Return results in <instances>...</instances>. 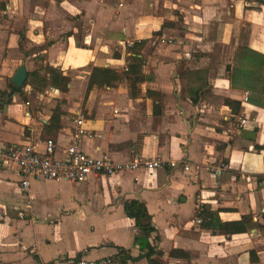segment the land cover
I'll list each match as a JSON object with an SVG mask.
<instances>
[{"label":"crops","instance_id":"crops-1","mask_svg":"<svg viewBox=\"0 0 264 264\" xmlns=\"http://www.w3.org/2000/svg\"><path fill=\"white\" fill-rule=\"evenodd\" d=\"M0 6V150L48 137L45 125L61 102L60 128L49 135L61 148L81 115L91 134L81 142L88 155L200 165L196 177L164 166L77 185L33 181L27 193L0 167V264L81 256L149 264L123 211L128 200L142 202L151 217L157 264H264V0H0ZM131 48L142 57L145 78L135 95L123 81L84 98L90 69L124 72ZM20 66L46 78L45 68L59 71L67 92H37L26 82L13 92L8 84ZM182 71L206 83L194 105L181 89ZM224 99L238 103L236 113ZM220 164L225 169L217 175ZM197 206L221 223L249 215L254 226L212 234L195 222ZM174 250L188 257L171 256Z\"/></svg>","mask_w":264,"mask_h":264},{"label":"built area","instance_id":"built-area-1","mask_svg":"<svg viewBox=\"0 0 264 264\" xmlns=\"http://www.w3.org/2000/svg\"><path fill=\"white\" fill-rule=\"evenodd\" d=\"M130 47V42H125ZM126 70V69H125ZM244 121L239 120V125ZM84 138H91V134L85 128V120L77 115L74 120V129L69 143L61 148L58 141L53 138L29 140L22 145L0 150V167L8 168L18 180L19 190L27 193L33 181H51L56 183L83 184L91 179L100 177H112L121 173L145 172L152 174L164 166L169 168L181 167L183 172L192 174L195 177L200 170L199 164L176 161H164L159 157L144 158L135 155L131 159L118 162L102 153L99 156H91L81 149V142ZM225 169L220 164L214 169L215 174L220 175ZM201 211L197 206V214ZM197 224L200 219L195 220ZM55 264H117L112 258L97 260L86 259L81 256L76 259L66 260Z\"/></svg>","mask_w":264,"mask_h":264},{"label":"trees","instance_id":"trees-1","mask_svg":"<svg viewBox=\"0 0 264 264\" xmlns=\"http://www.w3.org/2000/svg\"><path fill=\"white\" fill-rule=\"evenodd\" d=\"M3 6H0L2 9ZM134 48V47H133ZM131 48V55L129 62L126 66V70L122 73L117 72L110 68H96L90 69L88 81L85 90V97L93 89H105L110 88L115 83H122L126 81L129 84V88L133 95L137 92V86L141 84L145 78L141 74V67L143 65L142 57L139 52ZM45 74H48V78L45 75H41L40 72L34 71L27 74L26 83L36 90L37 92H43L46 87L57 89L62 93L67 92L68 79L64 77L59 71L52 68H45ZM198 84H195L197 83ZM181 89L189 101L194 105L199 101V94L206 88V83H200V77L195 78L187 71H182L180 74ZM8 88L13 92H20V89L8 84ZM146 97L160 101L158 93L146 90ZM223 103L229 107L233 113L237 112L238 103H235L229 99H224ZM63 112L61 111V102L53 109L52 115L45 125V133L49 136L50 132L57 131L60 128L59 120ZM123 211L128 219L133 223V226L138 231V236L134 238V243L138 245L141 251V258H146L149 264H157L152 257L160 254L155 252L154 248L150 246L149 237L154 232V228L151 224V217L147 213L145 205L138 200H128L123 203ZM197 217L200 219V226L202 229L210 230L212 234L219 235H235L246 233L249 229L253 228L251 216H243L239 221L233 222H217L215 220V214L210 212L206 207L203 208ZM264 222V215H262ZM255 227H257L255 223ZM261 228V226L259 227ZM123 253L124 251L121 250ZM171 256L187 258L188 255L181 251H172ZM128 260H133L128 258Z\"/></svg>","mask_w":264,"mask_h":264},{"label":"water","instance_id":"water-1","mask_svg":"<svg viewBox=\"0 0 264 264\" xmlns=\"http://www.w3.org/2000/svg\"><path fill=\"white\" fill-rule=\"evenodd\" d=\"M26 78H27V74H26L25 68H24V66H20L16 70V72H15V74L11 80V83L15 88L21 89L26 82Z\"/></svg>","mask_w":264,"mask_h":264},{"label":"rangeland","instance_id":"rangeland-1","mask_svg":"<svg viewBox=\"0 0 264 264\" xmlns=\"http://www.w3.org/2000/svg\"><path fill=\"white\" fill-rule=\"evenodd\" d=\"M123 83H124V82H123ZM125 84H126V86H127V89H129V88H128V87H129V86H128V83H125ZM48 137L51 138V136H48ZM48 137H46V138H48Z\"/></svg>","mask_w":264,"mask_h":264}]
</instances>
